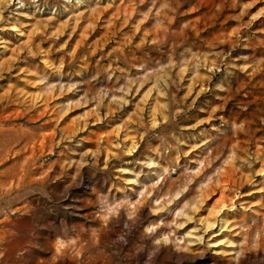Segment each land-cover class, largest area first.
<instances>
[{
	"label": "rangeland",
	"instance_id": "obj_1",
	"mask_svg": "<svg viewBox=\"0 0 264 264\" xmlns=\"http://www.w3.org/2000/svg\"><path fill=\"white\" fill-rule=\"evenodd\" d=\"M0 264H264V0H0Z\"/></svg>",
	"mask_w": 264,
	"mask_h": 264
}]
</instances>
